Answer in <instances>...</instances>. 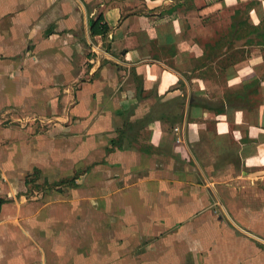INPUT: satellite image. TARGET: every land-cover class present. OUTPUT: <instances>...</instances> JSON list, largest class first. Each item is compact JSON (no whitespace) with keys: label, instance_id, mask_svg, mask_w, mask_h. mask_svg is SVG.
I'll list each match as a JSON object with an SVG mask.
<instances>
[{"label":"crops","instance_id":"crops-1","mask_svg":"<svg viewBox=\"0 0 264 264\" xmlns=\"http://www.w3.org/2000/svg\"><path fill=\"white\" fill-rule=\"evenodd\" d=\"M250 2L0 0V264H264V71L193 62Z\"/></svg>","mask_w":264,"mask_h":264},{"label":"rangeland","instance_id":"rangeland-1","mask_svg":"<svg viewBox=\"0 0 264 264\" xmlns=\"http://www.w3.org/2000/svg\"><path fill=\"white\" fill-rule=\"evenodd\" d=\"M250 5L244 6L243 9H239V14L235 16V21L236 23L238 22H245L246 20L250 19L251 16V9ZM260 9H258L259 11ZM228 12L224 13V17L222 20L219 22H214L211 24H207L205 26V29L197 28L195 26V29L192 34V43L194 45L196 56L193 58L194 62V69L196 67H204L207 66L206 70L204 72H201L198 74V77L200 79H217L219 81L222 80L224 73L220 71V67L224 64H229L230 60L233 62V69H237L241 64H247L248 61H251V64H253V68L261 75L262 71H264V49H261L257 46H249L245 41H237L233 43V46H228L230 44L229 41H221L218 43V45L214 48L212 45L217 41L219 36L221 34H225L228 30L227 26H225L227 23H223L228 21ZM251 24L255 26H259L260 28H264V24H260V22H250ZM199 29V30H198ZM240 30L242 29V26L239 28ZM236 33V29L233 31V33ZM243 32V31H241ZM233 48L232 51V57L224 58L221 60H216L219 57V54L221 52H225L229 48ZM248 59V61H247ZM212 64V65H211ZM218 68L217 72L216 70L214 71L212 68ZM237 67V68H236ZM192 76V75H190ZM255 82H258L257 80ZM246 89V88H243ZM241 94H245L244 92L246 90H241V88H230L226 90L227 94V102H231L234 100H237L241 98L242 96L240 95L239 97H236L239 92ZM254 96L249 99H244L243 101L240 102V104H243V106L247 107H252L256 102L258 95L256 92H254ZM198 94V92H196ZM213 99V98H212ZM212 104H216V106H220L218 101H209ZM206 104V103H205ZM208 106V103L206 104Z\"/></svg>","mask_w":264,"mask_h":264},{"label":"trees","instance_id":"trees-1","mask_svg":"<svg viewBox=\"0 0 264 264\" xmlns=\"http://www.w3.org/2000/svg\"><path fill=\"white\" fill-rule=\"evenodd\" d=\"M241 1V0H239ZM264 1V0H263ZM253 3H249L247 4L246 6L250 5V9H252L253 7ZM239 14V10L235 11L234 13V16H233V23L230 24V26L228 27V30L225 34H221V36H219V38L217 39V41L212 45L214 48L218 45L219 42L221 41H229L230 44L228 46H233V43L234 42H237V41H245L249 46H257L261 49H264V28H260L259 29V26H255L253 24L250 23L249 19L246 20L245 22H234L235 21V16H237ZM101 19H97L94 23H92L91 25V29H90V32H91V35H101V36H105V34H107L108 32V26L105 24V23H101ZM260 24H264V18H261L259 20ZM240 26H242V29L243 30H240ZM236 29V33L233 31ZM243 31V32H241ZM229 48L228 50H226L225 52H221L219 54V57L216 59V60H221V59H224V58H230L232 57V51H233V48ZM230 54H228V52H230ZM233 62H231L230 60V63L229 64H224L220 67V71L222 73H224V70L226 69V67H232L233 69ZM255 85V84H254ZM246 89L244 90H248L251 88V86H247L245 87ZM240 94H237L236 97H239ZM226 102H227V99L225 98ZM241 100L243 101L244 100V97H241ZM192 102V101H191ZM189 104V107L191 106H201V107H205L206 108V105H202V104H197L198 102H192ZM230 103H233V101L231 102H227V105L230 104ZM240 103V102H239ZM154 108L151 109L148 117H147V120H152V119H155V118H167L168 120L170 118H172V120L174 122L176 121H181L182 120V117L184 115V108H183V104H181L180 102L175 101V102H172V103H168V104H158V105H155L153 106ZM143 124V122L141 121H138V122H135V123H126L123 128H130L133 129L134 126H137V125H141ZM125 139V134L124 132H121L117 137H116V140H113L111 141V145H119L120 143H122V141ZM3 203L2 200H0V206L1 204Z\"/></svg>","mask_w":264,"mask_h":264},{"label":"built area","instance_id":"built-area-1","mask_svg":"<svg viewBox=\"0 0 264 264\" xmlns=\"http://www.w3.org/2000/svg\"><path fill=\"white\" fill-rule=\"evenodd\" d=\"M175 132H176V133H179V129L176 128V129H175ZM177 141H178V142L180 141V138H179V137H177ZM262 243L264 244V242H262Z\"/></svg>","mask_w":264,"mask_h":264}]
</instances>
